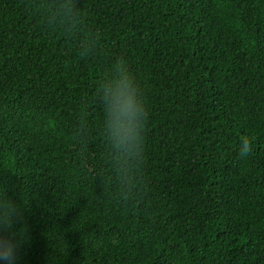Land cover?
Returning <instances> with one entry per match:
<instances>
[{"label":"trees","instance_id":"obj_1","mask_svg":"<svg viewBox=\"0 0 264 264\" xmlns=\"http://www.w3.org/2000/svg\"><path fill=\"white\" fill-rule=\"evenodd\" d=\"M80 6L100 38L87 59L35 0H0V192L30 237L17 264H264V0ZM121 56L149 109L141 194L127 204L96 99Z\"/></svg>","mask_w":264,"mask_h":264},{"label":"clouds","instance_id":"obj_2","mask_svg":"<svg viewBox=\"0 0 264 264\" xmlns=\"http://www.w3.org/2000/svg\"><path fill=\"white\" fill-rule=\"evenodd\" d=\"M35 3L44 26L75 42L81 58L87 59L96 52L100 38L88 26L80 0H35ZM78 33L80 39L75 40ZM96 99L102 111L100 135L116 196L125 204L135 202L141 194L139 182L143 180L141 168L149 109L144 88L123 56L113 60L107 74L98 83ZM77 134L83 153L89 143L88 126L83 118ZM251 151V138L241 137L238 157L247 158ZM100 181L103 185V178ZM17 221L23 222L20 205L0 192V262L3 264H17L23 245L30 239L27 226L18 230L14 228Z\"/></svg>","mask_w":264,"mask_h":264}]
</instances>
